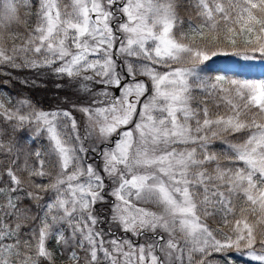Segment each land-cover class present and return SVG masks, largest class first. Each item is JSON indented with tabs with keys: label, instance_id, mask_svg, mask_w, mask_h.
<instances>
[{
	"label": "snow or ice",
	"instance_id": "1",
	"mask_svg": "<svg viewBox=\"0 0 264 264\" xmlns=\"http://www.w3.org/2000/svg\"><path fill=\"white\" fill-rule=\"evenodd\" d=\"M195 11L198 22L185 29L177 0H40L36 26L19 45L10 44L19 34H0V63L47 67L91 100L72 105L87 119L83 136L70 109L29 105L28 114L8 116L48 137L51 169L44 159L32 168L25 161L23 177L7 169L9 191L33 200L55 193L52 221H67L83 249V259L70 251L69 264H213V253L228 264L227 255L241 250L264 264V82L223 84L198 72L221 53L264 58V0H195ZM0 19L20 22L17 0H0ZM215 139L226 152L210 150ZM97 151L102 168L87 162ZM108 196L111 222L146 243L105 241L94 213ZM5 200L0 212L15 222L0 223V264H55L47 217L25 240L19 196Z\"/></svg>",
	"mask_w": 264,
	"mask_h": 264
},
{
	"label": "trees",
	"instance_id": "2",
	"mask_svg": "<svg viewBox=\"0 0 264 264\" xmlns=\"http://www.w3.org/2000/svg\"><path fill=\"white\" fill-rule=\"evenodd\" d=\"M31 9V7H30ZM177 13L181 19L185 21V29L189 20L198 22L195 11V0H177ZM20 22L15 21L11 26H7L5 30L6 36L13 33L19 34L14 40L10 41L16 45L20 44L18 37L21 39L31 30L35 23L36 15L29 13L27 8L19 10ZM0 34H3V28L0 24ZM202 70L203 78L208 81H215L220 76L224 80L221 82L226 84L229 80H240L248 82H264V58L258 54L251 58H246L244 54H218L212 57L204 64ZM197 100L204 101L206 97L200 91L196 92ZM80 100V96L69 89L56 88L55 82L52 81L50 75L43 70L9 69L7 74L0 71V103L4 104V109H0V189L3 194L8 195L11 186L10 178L7 175V169L16 170V174L23 177V173L19 170L24 167L25 161L30 168L38 166V160H45V168L51 169L52 157H50V142L44 132L36 133V126L25 122L23 125L16 119H9L8 116L13 113L28 114L29 105L44 111H53L56 106L66 105V100L70 104L71 100ZM82 100V99H81ZM80 100V102H81ZM29 102L25 104L24 102ZM79 105V103H78ZM207 106L210 113L217 111L212 103L211 98H207ZM223 112V109H220ZM31 139H34L31 141ZM232 140L233 137H226ZM210 150L217 153L226 152V146L221 139H215L210 145ZM40 152L41 157H36L35 153ZM35 183L47 184L48 179L42 177H29ZM44 180V182H43ZM27 187V185H25ZM51 191H40V199L33 200L26 197L23 192L11 193L19 196V204L28 219L24 222L21 230L23 236L28 237L30 229L36 225L37 205L41 202L43 196ZM0 195V202L3 196ZM37 204V205H36ZM10 221L14 219L8 217ZM213 227H221L219 223H212ZM227 230V229H225ZM74 240V241H73ZM67 241V242H65ZM61 243V248L68 252L71 248H75L79 253L83 254V250L77 248L74 238L67 237ZM238 251H233L227 255L228 264H240L242 261L235 255ZM208 259L220 264H225V254L213 253ZM243 264V263H242Z\"/></svg>",
	"mask_w": 264,
	"mask_h": 264
},
{
	"label": "rangeland",
	"instance_id": "3",
	"mask_svg": "<svg viewBox=\"0 0 264 264\" xmlns=\"http://www.w3.org/2000/svg\"><path fill=\"white\" fill-rule=\"evenodd\" d=\"M64 2L67 3L68 0H64ZM17 3L19 5V10L27 8L29 13H34L36 15L35 23L32 25L31 30L29 31V32H31L36 26L37 13L40 10V0H24V3H21L20 0H17ZM25 5H26V7H25ZM30 7H31V9H30ZM14 22H15V20L4 21V20L0 19V24L3 28V35L6 36L4 29H6L7 26H11ZM18 39H19V41H22L20 36L18 37ZM117 55H118L117 70L120 71L121 73H123L125 71L123 58L119 54H117ZM20 62H21V60L18 59L17 63H20ZM206 62L207 61L203 62L198 68V72H199L200 76H202V77H203V75H201L202 70L204 69L203 67H204V64ZM24 68H29V67L15 68V67H12L10 64L0 63V71H2L3 74H7L9 72V69H24ZM29 69L46 71V73L51 76L52 81L55 82L56 88L69 89L73 95H75V93L77 95H79L77 93V89H76V86L74 84L70 85L65 78H61L60 76L56 75L49 68L43 67V68H29ZM94 87L96 90L103 88L102 85H96ZM108 90L113 91V92L116 91V89H108ZM118 94H119V92H118ZM79 96H80V100L82 99L81 102H80V100L78 101L79 105H81V104L87 105V104L91 103V100L88 97H84L81 95H79ZM101 99H102V97H101ZM66 103H67L66 105L56 106L53 109V111H55V110H69V109L72 110V114L78 122V126L80 128V134L83 136L85 134V129L87 128L86 117L84 116L83 113H81L75 109H72L73 104L78 105L76 100L72 99L70 104H68V100H66ZM93 106H95V105H93ZM48 112H51V111H48ZM129 127H131V125H129ZM40 132H43V131H40ZM40 132L36 131V133H40ZM33 140L34 139H31V141H33ZM87 146L89 148H91L94 145H92L91 142L88 141ZM99 147H103L105 150H108L109 148L113 147V145L105 144V145H100ZM87 162L92 163L97 168H102L103 160L100 157L99 151H97L95 153H89L87 155ZM101 174L103 175V173H101ZM43 182H44V180H43ZM106 184L108 185V188L114 187V185H112L110 181H106ZM107 190L108 189H106V191ZM2 194H3V191H0V195H2ZM4 195H6V194H3V196ZM7 196H11V197H13V199H15V197H16V196L10 194V192ZM106 199H107V203H98L95 206L96 212L94 213L100 218V222H98L96 227L98 230L103 232L105 241L107 242V241H110L111 239H118V240L119 239H132V240L136 241L137 243H146V238H139L138 239L136 237H133L131 235V233L123 232L117 224L111 222V215H112L111 205L113 203L114 198L111 196H108ZM54 202H55V193L54 192L51 191L46 196H43L41 202L38 205L36 204L37 205V212H38L36 225L30 229L28 237L22 235V238L25 240H28L31 237L32 232H35L36 228L40 225L41 218H44L46 216L48 219V222L53 225V227L51 229L52 234L47 239L46 246L54 254L55 264H69L68 257H69L70 251H77V253L79 255H81V258L83 259V254L79 253V251L77 249L71 248V250L66 252L65 250H63L61 248V243L64 242L67 237L72 238V236H71L72 228L69 226L67 221H56V222L52 221V216L55 215L56 213H55L54 209L52 211H49L47 209V205L54 203ZM5 204H6V200H5V198H3L2 202H0V207H3ZM141 206L142 207H151V205H147V204H143ZM14 222H15L14 220L10 221L8 219V216H5L2 212H0V223H14ZM61 235L65 238V240L59 239V237ZM75 242H76V239H75ZM105 246L108 247L109 245L106 243ZM235 256L238 259H240L243 264H256L255 261H252L250 259V256H249L247 250L238 251ZM242 263H240V264H242ZM104 264H107V261H105ZM213 264H220V263L215 261ZM230 264H233L232 260L230 261Z\"/></svg>",
	"mask_w": 264,
	"mask_h": 264
},
{
	"label": "water",
	"instance_id": "4",
	"mask_svg": "<svg viewBox=\"0 0 264 264\" xmlns=\"http://www.w3.org/2000/svg\"><path fill=\"white\" fill-rule=\"evenodd\" d=\"M115 58H116V59H118V56L116 55V57H115ZM118 92H119V91L117 90V94H118Z\"/></svg>",
	"mask_w": 264,
	"mask_h": 264
}]
</instances>
